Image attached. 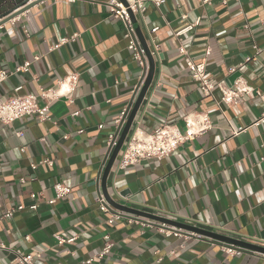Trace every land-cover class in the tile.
<instances>
[{"label":"crops","instance_id":"crops-1","mask_svg":"<svg viewBox=\"0 0 264 264\" xmlns=\"http://www.w3.org/2000/svg\"><path fill=\"white\" fill-rule=\"evenodd\" d=\"M21 1L0 0V17ZM106 2L41 0L0 25V71L9 75L0 84V100L19 86L18 95H36L39 86L56 89L60 80L78 77L72 93L49 104L50 121L25 116L0 123V264H15L16 254L28 253L41 254L37 264H264V254L242 249L228 256L220 248L231 244L160 221L264 247V100L256 95H264V0H161L159 8L146 4L143 15L135 16L136 42L158 52L151 56L152 82L122 148L161 126L184 133L198 116H208L211 128L165 159L122 170L121 148L102 189L111 155L108 135L133 102L143 74L128 50L124 25L109 16ZM180 46L187 55L178 53ZM188 58L205 60V78L214 86L208 98L186 70ZM144 60L149 69L146 55ZM25 62L28 73H15ZM235 81L251 92L225 105L221 90ZM46 158L53 166L31 170ZM57 183L71 193L49 205ZM100 193L154 225L108 224L110 214L98 210ZM33 204L37 208L29 210ZM157 224L194 235L167 238ZM55 235L74 240L57 246ZM105 235L113 247L99 258Z\"/></svg>","mask_w":264,"mask_h":264},{"label":"built area","instance_id":"built-area-1","mask_svg":"<svg viewBox=\"0 0 264 264\" xmlns=\"http://www.w3.org/2000/svg\"><path fill=\"white\" fill-rule=\"evenodd\" d=\"M39 0H30L25 3L23 6L29 5L33 2ZM202 4L208 3L209 0H199ZM68 2L72 3L74 0H68ZM146 4H152L156 8H159L161 5V0H107L106 6H108V14L112 19L119 20L125 29V38L128 40V50L132 52V58L134 61L138 63L140 68L143 69L142 77H140V81L138 85L135 87L133 102L136 99V95L139 92L141 86L145 81V76L147 73V64L144 60L145 53L142 47L139 46L138 42H136V37L134 34L133 24H132V16L135 18L136 15L142 16L146 10ZM183 18H186L185 16ZM196 23L188 24L187 27L178 31L176 36H181L183 33L187 32L194 28L197 25ZM77 38V35H73L71 38H63L58 42L59 46H62L68 42L73 41ZM158 48L157 46H153V50L150 52V56L154 54L157 55ZM178 53L181 55H187L185 49L180 46L178 48ZM209 53L206 51L205 56ZM186 65L185 68L189 71L191 78L197 84L199 91L202 96L207 97L211 95L212 90L214 89L213 84H211L205 78V60H201L199 63L194 62L191 59H185ZM253 60L252 58H246L245 61ZM30 64L28 62L23 63L22 66H19L15 69V73H28ZM8 73L6 71H0V84L4 82V80L8 77ZM32 81H36L35 77H31ZM239 81H235L234 86L221 90V102L226 104H235L238 103L240 98L244 95L250 94L251 89L238 84ZM78 84L77 75H70L65 79H62L58 82L57 88H44L38 87V93L36 95L31 94H23L18 95V92L21 90V87H17L14 89L15 95H12L8 98H4V100H0V123L2 125H10L18 120H21L25 116H35L40 122L42 121H50L47 111L49 104L57 99H60L61 96L65 94L72 93ZM261 100H264V95H260L256 93ZM68 103H72V99H67ZM43 101L45 104L39 105V102ZM131 106L126 109H123L116 121L114 122L115 131L108 135V140L106 143L107 154L110 155L111 151L116 146V142L119 138V134L122 130L123 125L127 120V116L130 112ZM74 116L78 115V113H74ZM102 126L99 125L98 128ZM211 128V123L209 117L198 116L194 123H187V130L184 133H180L178 130L174 128H170L168 126H161L152 131L149 136L144 139H140L139 137L131 138L122 148L121 156L118 161V169L122 170L130 166H134L136 163H139L144 160H162L169 157L174 150H176L179 146L184 144L190 139L195 138L196 136L203 134V132L208 131ZM80 132V131H79ZM19 137L20 134H17ZM67 138V135H64ZM264 161V157L262 158ZM53 166V161L49 159H44L38 164H32L30 166L31 170H35L38 166ZM23 183V180H20ZM53 192L55 193V197L49 200L47 203L49 205L54 204L57 200H61L62 198L68 196L71 192L70 187L64 184H54ZM30 197L34 199L36 197L35 194H30ZM98 210H100L104 214H110V218L107 219L108 224H113L120 220H125L127 224L141 225L145 227H151L154 225L150 221L142 220L139 217H134L128 215L123 211H116L112 209L107 203L103 194H99L97 199ZM37 208L36 205H30L28 207L29 210H35ZM12 212H8L5 215V218L11 216ZM157 231L164 234L165 237H184L189 238L193 237V234L183 235L181 231L177 228L167 227L165 224H157ZM198 237V235H195ZM25 239H28L26 237ZM56 240L57 246H63L65 243H71L74 239H65L59 236H54ZM104 239L106 242L103 244V248L101 253L99 254V258L108 254L112 249V244L108 241L109 236L105 235ZM220 250L228 256L239 255L242 252L241 248L235 247L233 245L226 246L222 245ZM41 258L40 253H28L27 255H19L16 254L14 257L15 264H37V261ZM90 263V261L85 262Z\"/></svg>","mask_w":264,"mask_h":264},{"label":"water","instance_id":"water-1","mask_svg":"<svg viewBox=\"0 0 264 264\" xmlns=\"http://www.w3.org/2000/svg\"><path fill=\"white\" fill-rule=\"evenodd\" d=\"M28 1L30 0H22L20 2V4H17L15 5L11 11H9L7 14L5 15H2V17H0V25H2L3 23L7 22V21H10L16 17H18L19 15H21V13H23L24 11L30 9L31 7L39 4V1H36V2H33L29 5H26V6H23L25 3H27ZM132 23L135 21V18L132 16V19H131ZM144 53L147 57V61H149V69L146 73V76H145V81L143 83V85L141 86L139 92L137 93L136 95V99L134 100V103L130 104L131 106V109H130V112L128 114V118L125 122V124L123 125L122 127V130L120 132V136L116 142V146L114 147V149L111 151V155L103 169V176H102V189H103V183L104 181L106 180L108 174H109V171L112 167V165L114 164L117 156L119 155V151L121 150L122 146H123V143L125 142L126 138H127V133L130 129V126L134 120V115L136 113V111L138 110L139 106L141 105L142 101H143V97L147 91V89L149 88L151 82H152V75H153V71H154V61L152 59V57L150 56V53L148 51V49L144 48ZM231 80H235L237 77H238V74H234L231 76ZM107 203L109 204V206L118 211H124V212H128L130 214H134V215H142L143 213H139L138 211H133V210H130L124 206H120V205H116V203H114L113 201H111L110 197L106 194H103ZM145 216H148L149 218H152L154 219L153 217L149 216V215H145ZM160 221H163L168 223L169 225L171 226H177V227H180V228H183L187 231H190V232H196L197 234L199 235H202V236H205L207 238H210V239H214L216 241H219V242H222V243H225V244H228V245H233V246H236L238 248H241V249H244V250H251V251H254V252H258V253H261V254H264V247L263 246H259L255 243H246V242H242V241H239V240H235L233 238H227L225 236H222V235H219L217 233H214V232H207V231H204V230H201L199 228H195V227H186L184 225H181L177 222H172V221H168V220H164V219H161Z\"/></svg>","mask_w":264,"mask_h":264}]
</instances>
